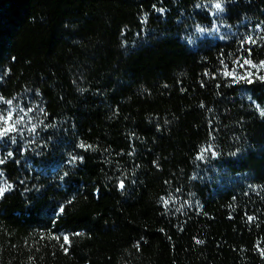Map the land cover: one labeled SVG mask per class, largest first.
Instances as JSON below:
<instances>
[{"label": "trees", "instance_id": "trees-1", "mask_svg": "<svg viewBox=\"0 0 264 264\" xmlns=\"http://www.w3.org/2000/svg\"><path fill=\"white\" fill-rule=\"evenodd\" d=\"M20 98L0 264H264V0H0Z\"/></svg>", "mask_w": 264, "mask_h": 264}, {"label": "rangeland", "instance_id": "rangeland-1", "mask_svg": "<svg viewBox=\"0 0 264 264\" xmlns=\"http://www.w3.org/2000/svg\"><path fill=\"white\" fill-rule=\"evenodd\" d=\"M11 104L7 102L0 101V116L7 117L11 113V120L8 124H4L0 121V129L4 127L15 126V131L8 132L6 135L0 137L1 142H3L4 149L6 147L15 146H30L29 144H34L38 141V137H35L33 131L30 130L32 124V118L36 113H30L29 107L27 105H22V98L11 100ZM31 131V132H29ZM6 154V152L4 153ZM7 184L0 173V188H6Z\"/></svg>", "mask_w": 264, "mask_h": 264}, {"label": "snow or ice", "instance_id": "snow-or-ice-1", "mask_svg": "<svg viewBox=\"0 0 264 264\" xmlns=\"http://www.w3.org/2000/svg\"><path fill=\"white\" fill-rule=\"evenodd\" d=\"M214 7L218 10H220L222 8V5L221 3L217 2L215 3ZM249 40H251V38H249ZM245 63H247V61H245ZM7 103L11 104L12 102L11 101H7ZM29 111H31V109H29ZM262 115H264V112L261 113ZM11 120V113H9V115L5 118L3 116H0V121H3L4 124H8V122ZM15 126H10V127H4L2 129H0V137L6 135L8 132H11V131H15ZM9 155H11V153H9ZM203 158V153L201 154V156L198 157V159H202ZM0 163H3L2 160H0ZM120 187H123V183H121ZM7 189L6 188H0V195L3 194L4 191H6ZM165 203H167V201H165ZM251 219V218H249ZM64 242L67 243L68 242V237L65 236L64 237Z\"/></svg>", "mask_w": 264, "mask_h": 264}]
</instances>
